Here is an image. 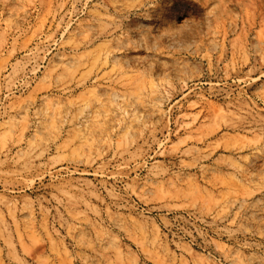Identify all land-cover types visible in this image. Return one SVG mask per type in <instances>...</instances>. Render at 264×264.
Here are the masks:
<instances>
[{"label":"rangeland","instance_id":"obj_1","mask_svg":"<svg viewBox=\"0 0 264 264\" xmlns=\"http://www.w3.org/2000/svg\"><path fill=\"white\" fill-rule=\"evenodd\" d=\"M0 264H264V0H0Z\"/></svg>","mask_w":264,"mask_h":264},{"label":"bare ground","instance_id":"obj_2","mask_svg":"<svg viewBox=\"0 0 264 264\" xmlns=\"http://www.w3.org/2000/svg\"><path fill=\"white\" fill-rule=\"evenodd\" d=\"M112 96L114 97V98H117V95L116 94H112ZM120 97V96H119ZM122 97V96H121ZM116 101V100H115ZM105 116V115H104Z\"/></svg>","mask_w":264,"mask_h":264}]
</instances>
